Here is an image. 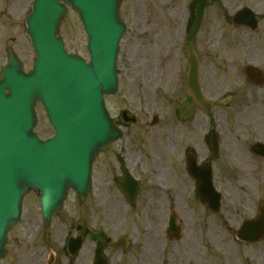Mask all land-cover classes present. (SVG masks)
<instances>
[{
  "label": "rangeland",
  "instance_id": "obj_1",
  "mask_svg": "<svg viewBox=\"0 0 264 264\" xmlns=\"http://www.w3.org/2000/svg\"><path fill=\"white\" fill-rule=\"evenodd\" d=\"M32 1L0 0L2 5L0 6V67L6 63L5 47L12 46L18 52L20 59L24 61L26 70L32 69L35 55L25 35V23H23V14ZM191 1L123 0L121 8V17L127 25V30L121 41L118 59L119 91L114 96L106 98V106L115 118L120 117L124 110L131 116L137 117L140 122L136 126L124 127L123 139L114 145V150L129 148L133 143L147 156L152 178L155 180H159L157 178L160 177L159 172H161L159 156L162 149V129L166 124L174 127L175 124L171 118L177 115L176 111L185 95L187 66L184 49L192 11ZM241 1L209 0L200 18L196 41L198 46L205 48L210 43L215 44L218 47L217 51H214L217 61H219L218 57H222L227 51L219 48L216 43L218 32L226 36L224 45L237 41L242 32V29H236L229 24L232 15L240 9ZM14 13L18 18L13 16ZM210 23L217 25L213 33L209 27ZM60 35L64 38L65 47L70 53L80 55L89 61L87 37L76 12L69 11L63 19ZM36 110L38 134L41 137L53 135L43 109L38 105ZM155 115L159 117V121L152 126L151 118ZM174 131H176L175 128L170 132ZM222 158L225 160V156ZM233 160L238 162V157H234ZM96 164V168L100 166L99 162ZM96 171L98 172L97 169ZM242 172L243 170L236 167L229 176L227 193H232L236 198L241 195L239 191L241 185L237 176ZM221 177L224 178L223 173ZM179 186L183 187V184L180 183ZM93 187L91 196L87 200L69 199L67 207L59 213L50 226L44 228L37 240L34 239L31 227L40 219L39 203L33 194L25 198L22 222L10 236L14 246L8 254V261L2 264H27L26 262L32 261L30 259L34 257L40 263L43 254L48 253L49 250L56 253L55 264H67V256L62 249L64 238L79 224L85 225L87 218H89L90 226L97 231L105 230L112 237L125 233L132 239L128 255L124 256L123 263L119 264L189 263L188 261L183 263L178 252L182 241H178L179 247L176 239H168L159 230L161 218L158 213L160 206L164 203L157 201L151 206L148 226L152 227V233L148 228L143 227L145 223L143 213L132 218L128 217L127 221H130V225L126 228L124 219H116L118 214H114L113 217L105 215L114 212L113 205L116 203L106 207L104 211L101 210L104 205L102 200L97 203L100 182L94 181ZM93 210L95 212L91 213ZM192 220L198 239L197 260L194 264H247V261L250 262L249 264H261V258L264 256V241L257 246V249H243L235 236L228 233L227 228L222 229L223 221H212L200 209L197 210V217ZM117 222H119L118 226ZM185 227H188L187 221ZM190 232L184 228L182 238H186ZM111 258L113 262L119 261L112 255ZM255 259H258L257 263Z\"/></svg>",
  "mask_w": 264,
  "mask_h": 264
},
{
  "label": "water",
  "instance_id": "obj_2",
  "mask_svg": "<svg viewBox=\"0 0 264 264\" xmlns=\"http://www.w3.org/2000/svg\"><path fill=\"white\" fill-rule=\"evenodd\" d=\"M120 0H36L27 18V34L38 58L34 70L25 74L13 54L0 81V258L8 230L19 220L21 201L34 189L40 194L44 218L50 221L70 189L84 196L90 184L94 158L120 138L104 107V95L118 89L116 62L124 33L119 20ZM77 10L89 37L91 63L68 55L59 24L65 5ZM250 12L241 13L239 21ZM189 92L199 98L197 59L190 52ZM40 102L56 132L40 141L35 105ZM210 194L199 186V199L217 211ZM216 206V207H215Z\"/></svg>",
  "mask_w": 264,
  "mask_h": 264
},
{
  "label": "flooded vegetation",
  "instance_id": "obj_3",
  "mask_svg": "<svg viewBox=\"0 0 264 264\" xmlns=\"http://www.w3.org/2000/svg\"><path fill=\"white\" fill-rule=\"evenodd\" d=\"M247 2H251L246 6L252 7L258 17L256 35H249L250 28L241 26V35L233 42V47L226 46L228 51L222 57H218L223 66H219L214 55L209 51L205 52L204 47L198 49V54L203 60L201 85L205 97L213 101L225 90L223 106L225 109L234 110V113L229 115L228 111L224 110L214 117H207L205 114L187 118L178 116L173 128L166 124L162 129V154L160 153L159 156L161 172H159L160 177L157 178L159 180L152 178L147 156L133 143L129 148L116 151L112 147L97 158L100 166L97 167L95 178L93 176V180L100 182L97 201L99 203L102 200L104 204L102 211L116 203L113 205L114 212L105 215L113 217L114 214H118L116 219L122 220L130 214L134 216L143 213L145 216L143 227L148 228L152 233V227L148 226L151 206L161 201L164 204L160 206L158 213L161 218L159 230L168 239L175 240L168 237V219L173 210L182 228L181 236L175 241L177 243L182 241L181 247L178 243L180 247L178 252L183 263L189 262L185 264H194L197 260L198 239L192 219L197 216L198 209L204 211L212 221H223L222 229L227 228L228 233L236 236L238 232L242 235L253 233L252 227L259 219L264 204V150L256 149L257 145L264 144V0H247ZM13 16L17 15L14 13ZM196 31L198 28L193 33V39ZM217 40L219 37H216ZM219 46L224 48L221 43ZM209 47L213 48L214 45L211 44ZM232 85H239L242 89L232 95L229 90ZM174 128L176 131L170 132ZM214 130H216L215 134ZM224 156L225 160L222 158ZM234 157H238V162L233 160ZM190 166H193L202 183H208L212 173L214 185L223 194L220 213L214 214L196 201L194 194L197 182L190 175ZM123 167H127L140 182L135 210L126 203L124 194L117 187L123 176ZM236 167L243 170L237 176L241 185L239 198L227 193L229 176ZM220 171L224 174V178L221 177ZM180 183L183 187L179 186ZM186 221L188 227H185ZM118 224L119 222L117 226ZM83 227L80 225L77 228L76 236H82L84 247L88 239L92 242L101 241L108 264L123 263L124 256L129 253V237L127 239L123 234L112 239L105 230L95 232L92 228L83 229ZM125 227H128V222H125ZM184 228L191 231L186 238H182ZM41 235L42 233L36 234L35 239H39ZM72 236L70 234L66 238L64 245L67 264L78 261V257H72L68 253L67 244ZM122 237L128 242L127 250L112 249V244L117 243ZM263 241L264 236L256 242H247L244 238L238 243L243 249H257ZM12 242L13 239L10 237L8 242L10 253L11 247L14 246ZM44 255L45 253L40 263L35 257L26 263L43 264ZM111 255L119 261L113 262ZM186 256L187 260H185ZM92 257L93 249H86L80 264H90ZM257 260L255 259L256 263ZM55 263L56 258L46 264ZM261 264H264V256L261 258Z\"/></svg>",
  "mask_w": 264,
  "mask_h": 264
}]
</instances>
